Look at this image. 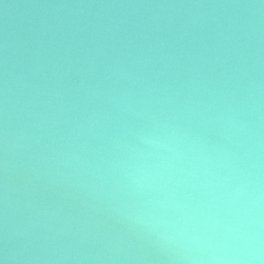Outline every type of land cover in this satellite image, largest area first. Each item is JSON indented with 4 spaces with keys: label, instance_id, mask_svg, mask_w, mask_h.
I'll return each mask as SVG.
<instances>
[{
    "label": "water",
    "instance_id": "obj_1",
    "mask_svg": "<svg viewBox=\"0 0 264 264\" xmlns=\"http://www.w3.org/2000/svg\"><path fill=\"white\" fill-rule=\"evenodd\" d=\"M33 264H264V0H49Z\"/></svg>",
    "mask_w": 264,
    "mask_h": 264
}]
</instances>
